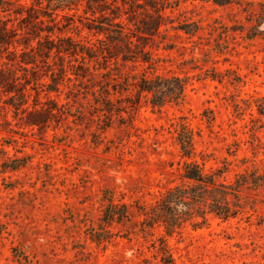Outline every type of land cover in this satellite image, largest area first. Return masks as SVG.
I'll list each match as a JSON object with an SVG mask.
<instances>
[{
    "label": "rangeland",
    "instance_id": "1",
    "mask_svg": "<svg viewBox=\"0 0 264 264\" xmlns=\"http://www.w3.org/2000/svg\"><path fill=\"white\" fill-rule=\"evenodd\" d=\"M32 2L0 0V32L22 25L13 10ZM125 2L126 22H151L150 8ZM168 2L158 33L135 41L152 60H135L130 52L125 62L121 56L109 61L107 70L99 68L100 58L89 62L95 78L69 75L59 92L47 95L63 114L41 129L24 124L40 119L20 118L25 115L4 106L0 93V264H162L153 244L161 229L153 237L135 234L136 213L124 225L106 227L104 241L91 234L99 231L109 192L133 212L180 182L179 122L192 132L195 160L206 172L223 171L225 184L244 170L264 168V36H247L264 0ZM185 25L197 29L187 34L180 30ZM62 35L99 45V35L79 27L68 25ZM141 75L187 77L183 101L156 108L147 93L136 101ZM97 84L107 94L94 92ZM17 158H26L23 167L6 168ZM255 208L229 220L209 216L199 228L185 224L166 240L173 264H264V205Z\"/></svg>",
    "mask_w": 264,
    "mask_h": 264
},
{
    "label": "trees",
    "instance_id": "2",
    "mask_svg": "<svg viewBox=\"0 0 264 264\" xmlns=\"http://www.w3.org/2000/svg\"><path fill=\"white\" fill-rule=\"evenodd\" d=\"M120 1L121 4L119 0H33L28 6L18 5L20 10L14 9L13 13L20 17L22 25L4 26L0 32V93L5 97L4 106L13 109L15 114L23 113L25 116L20 117L22 119L38 117L39 121L31 118L24 124L36 126L39 130L46 126L50 117L63 114L62 105L47 96L49 93L59 92L60 85L70 79L69 75L95 78V73L90 72L89 62L97 65L100 58L104 63L99 68L107 70L109 61L121 56L122 62H125L130 52L135 53L136 56H132L135 60L150 62L152 58L149 60L147 55L151 53L135 41L158 33L166 18L163 11L169 2L134 0L153 11L150 23L143 20L134 23L130 17L125 18L127 22L123 19L126 2ZM214 1L219 5L225 3L223 0ZM261 7L260 13L247 28L250 39L264 36V5ZM63 21H67L66 24ZM128 22H132L135 31L130 29ZM68 25L99 35L100 38L96 39L99 45L82 43L62 35ZM196 29L195 25L192 28L189 25L180 27L187 34ZM132 48L135 52L131 51ZM73 62L77 63L76 70L73 69ZM39 66L46 69L44 74L38 73ZM93 71L97 68L94 67ZM43 78L48 80L44 82ZM187 82V77L179 75H141L134 82L136 101L142 93H147L152 107L180 103ZM97 87L94 92L99 90L102 95L107 94L102 85L97 84ZM31 91L36 95L33 96ZM41 92L46 95L45 101L40 99ZM107 103V99L102 102L103 105ZM259 113L264 114V110L259 109ZM175 140L182 159L180 182L166 189L153 204H139L133 212L128 204L112 201V193L109 192L101 217L102 224L99 231L91 234L95 241L108 239L109 230L106 227L113 223L124 225L136 213L141 219L135 234L140 233L144 238L153 237L156 228H160L162 235L154 237V247L162 264H173L166 240L185 224L199 228L207 224L209 216L229 220L248 211L254 212L257 204L264 205V200H261L264 198V168L244 170L225 184L220 180L223 171L206 172L203 163L195 160L193 135L185 123L177 124ZM25 159H14L12 163L5 164L6 168L13 171L23 167Z\"/></svg>",
    "mask_w": 264,
    "mask_h": 264
}]
</instances>
